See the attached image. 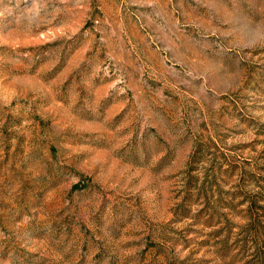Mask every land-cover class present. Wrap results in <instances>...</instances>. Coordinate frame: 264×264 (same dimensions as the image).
<instances>
[{"label":"rangeland","instance_id":"rangeland-1","mask_svg":"<svg viewBox=\"0 0 264 264\" xmlns=\"http://www.w3.org/2000/svg\"><path fill=\"white\" fill-rule=\"evenodd\" d=\"M0 264H264V0H0Z\"/></svg>","mask_w":264,"mask_h":264}]
</instances>
